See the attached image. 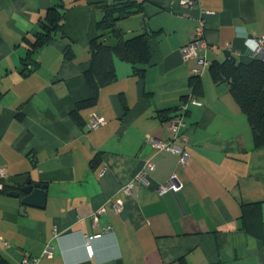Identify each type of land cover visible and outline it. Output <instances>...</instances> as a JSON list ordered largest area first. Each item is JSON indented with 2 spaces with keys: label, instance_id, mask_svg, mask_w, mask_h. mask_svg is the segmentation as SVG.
Returning <instances> with one entry per match:
<instances>
[{
  "label": "crops",
  "instance_id": "0c3cea01",
  "mask_svg": "<svg viewBox=\"0 0 264 264\" xmlns=\"http://www.w3.org/2000/svg\"><path fill=\"white\" fill-rule=\"evenodd\" d=\"M95 1L63 0L74 4L67 37L36 50L40 65L23 72L27 37L55 0H0V253L12 264H179L181 256L189 264H264V146H255L246 114L207 69L193 94L195 60L182 54L204 9L213 12L204 15L207 61L229 51L250 60L264 36V0H144V12L120 24L129 33H154L153 63L139 78L117 59L116 81L83 110L80 127L69 113L90 93L83 73L97 33ZM68 43L73 60L64 57ZM188 96L202 104L189 105L181 136L171 139L160 113ZM94 116L105 124L90 129ZM153 138L174 140L188 151V164L156 149ZM142 173L147 180L127 195L125 186ZM24 174L47 186L44 207L21 210V198L8 195V179ZM173 176L181 187L159 194ZM118 199L121 211L112 206ZM253 202L261 205L263 237L249 230L257 218L242 219V204Z\"/></svg>",
  "mask_w": 264,
  "mask_h": 264
},
{
  "label": "trees",
  "instance_id": "16d2710c",
  "mask_svg": "<svg viewBox=\"0 0 264 264\" xmlns=\"http://www.w3.org/2000/svg\"><path fill=\"white\" fill-rule=\"evenodd\" d=\"M144 3V0H97L91 3V8L99 16L97 33L90 39L88 45L90 64L83 73L90 93L87 98L78 100L69 113L80 127L86 124L83 110L94 107L98 102L100 90L116 81L117 59L130 64L133 75L139 78H144L148 66L153 63L151 41L154 33L146 28L136 33H129L120 24L121 21L144 12ZM72 7L74 4L66 7L63 0H55V3L46 10L41 17L39 30L32 37H27L26 55L22 58L23 72H30L40 65V61L33 56L36 50L58 37H67L64 30L65 18L67 11ZM64 57L67 60H73L75 57V51L70 43L64 49ZM206 69L214 83H225L229 87L242 112L247 116L255 146H264V57L255 55L244 62L229 51L224 60L208 62L200 73H195L192 69L189 84L195 96L202 90L201 76ZM194 99L197 100L194 96H188L184 103L163 110L160 116L167 122L176 117L182 118L188 113L189 105H195L192 103ZM171 139H173L172 135ZM173 153L180 157L179 153ZM241 207L243 220L257 218L256 222L251 223V229L249 228L251 234L263 237L260 203H243ZM178 263L189 264L185 256H181ZM0 264L12 263L0 253Z\"/></svg>",
  "mask_w": 264,
  "mask_h": 264
},
{
  "label": "built area",
  "instance_id": "2783aa9c",
  "mask_svg": "<svg viewBox=\"0 0 264 264\" xmlns=\"http://www.w3.org/2000/svg\"><path fill=\"white\" fill-rule=\"evenodd\" d=\"M198 0H182L183 4H192ZM202 16L200 17L199 23L195 28L194 35L192 36L191 40L182 48V54L185 60L195 59L196 66L193 68L192 71L195 73L202 72V67L208 64L206 59V49H207V41L205 40V30H206V16L213 14L211 10H201ZM255 55H259L264 57V36L259 37L256 41V46L254 48ZM192 103L195 105H201L202 103L197 100H192ZM168 129H170L172 138L174 140L178 139L181 135L179 134V128L183 123L182 118L176 117L172 120L167 122ZM105 124V119L102 116H94L93 119L89 122V128L95 129ZM174 140L171 141H163L157 138L151 139L153 146L158 150H167L171 152H177L180 154L179 163L182 166L188 164L190 155L188 151H186L182 146L179 144L174 143ZM147 166L149 168H153V163L151 161L147 162ZM6 178V173L3 168H0V191L5 189L4 179ZM146 181L147 174L142 173L139 174L134 180L133 184H128L125 186L124 191L127 195L132 193V186L135 185L136 181ZM181 185L179 184L177 177L173 176L169 182L166 184L160 185L158 188L159 194H163L166 191L172 190L177 191ZM113 209L116 211H121L124 208V203L122 200L118 199L113 203ZM105 211V208H101L98 213H102ZM46 254H50L49 249L45 252ZM35 264V262H33Z\"/></svg>",
  "mask_w": 264,
  "mask_h": 264
},
{
  "label": "water",
  "instance_id": "95a60500",
  "mask_svg": "<svg viewBox=\"0 0 264 264\" xmlns=\"http://www.w3.org/2000/svg\"><path fill=\"white\" fill-rule=\"evenodd\" d=\"M7 184L14 187L8 195L21 198V210L27 206L44 207L47 197V186L34 181L29 174L11 177L8 179Z\"/></svg>",
  "mask_w": 264,
  "mask_h": 264
}]
</instances>
